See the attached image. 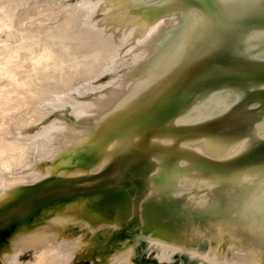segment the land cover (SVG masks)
I'll return each mask as SVG.
<instances>
[{
	"label": "rangeland",
	"instance_id": "rangeland-1",
	"mask_svg": "<svg viewBox=\"0 0 264 264\" xmlns=\"http://www.w3.org/2000/svg\"><path fill=\"white\" fill-rule=\"evenodd\" d=\"M57 1L4 2L12 21L0 28V49L4 45L8 48L5 51H11L29 42L39 30H63L68 17L75 15L65 8L88 0ZM115 1L91 0L88 4L99 5L95 7L93 3L86 8L88 12H79L76 19L72 18V28L89 29L86 43L81 47L77 41L72 44L77 51L65 45L67 42L64 44L76 61L70 58L72 55L61 63L55 57L54 63L40 71L30 62L44 52L39 46L35 55L22 53L20 62L18 59L9 65L11 70L21 71L7 75L14 83L4 89L25 86L26 96L31 91L36 99L21 110H8L5 116L8 124L0 136V175L8 182L22 179L0 186V216L29 193L95 164L111 125L156 70L183 13L169 0H129L127 9L116 8ZM153 8L160 14L142 16ZM86 18L89 23H83ZM103 27L116 32V37L106 40L102 30L97 31ZM97 49L100 52L96 63L91 65V55ZM6 81L0 74V87ZM119 86L122 91L116 96ZM225 92L227 101L222 104H202L207 99L201 93L203 99L188 108L190 114L180 115L183 109L162 133L163 144L172 145L173 137L168 135L177 127L226 114L240 95L231 90L219 93ZM106 99L112 101L103 106ZM20 113L23 125H16L14 114ZM255 128L264 140V115L256 121ZM175 134L182 135L181 131ZM182 143V148L218 161L230 160L246 147L245 141L228 145L206 138ZM176 165L171 175L180 177L177 184L168 186V191L151 189L124 206L90 198L18 230L0 232V264H36L43 250L53 251L43 258L44 264H53L55 256L63 255L68 259L61 264H127V258L128 264H217L216 256L218 264H264V206L257 204L262 197L264 203V169L244 174L232 188L229 185L220 189L226 186L219 185L223 179L207 169L183 170L191 165L190 159L181 157ZM248 195L254 196L248 200L254 202L256 216L241 218L226 201L228 197L237 200ZM32 239H37L36 246L43 243L44 248L36 251L35 246H17L20 241L25 245ZM154 241L166 243V247L173 245L177 250L169 252L170 258L169 254L165 257Z\"/></svg>",
	"mask_w": 264,
	"mask_h": 264
},
{
	"label": "water",
	"instance_id": "water-1",
	"mask_svg": "<svg viewBox=\"0 0 264 264\" xmlns=\"http://www.w3.org/2000/svg\"><path fill=\"white\" fill-rule=\"evenodd\" d=\"M170 1L183 12L180 20L156 70L111 125L95 164L26 195L0 216V232L90 198L124 206L168 180L167 165L177 169L181 157L191 160L183 170L221 177L220 189L264 169V140L255 128L264 115V0ZM223 90L244 92L226 114L177 127L168 135L172 145L163 144L162 133L183 109L184 116L201 93ZM202 138L246 147L224 161L181 147Z\"/></svg>",
	"mask_w": 264,
	"mask_h": 264
},
{
	"label": "bare ground",
	"instance_id": "bare-ground-1",
	"mask_svg": "<svg viewBox=\"0 0 264 264\" xmlns=\"http://www.w3.org/2000/svg\"><path fill=\"white\" fill-rule=\"evenodd\" d=\"M10 1V0H9ZM9 1L7 0V1H5V0H0V11H1V13H0V15H2V18H1V20H0V28L1 27H4V26H9V24H10V22L12 21L11 19H9L7 16H10V11H8L5 7V5L6 4H3L4 2H8L9 3ZM18 1H20V2H24V0H18ZM39 2H40V0H38ZM52 1V0H51ZM57 1V0H56ZM58 1H60V0H58ZM57 1V2H58ZM90 1L91 0H88V1H85V2H83L82 1V3H80V4H77V5H74V6H68V7H66L65 8V10H67L68 12H71V13H74L75 15L74 16H69L68 18V23H66L67 24V26H65V28L63 29V30H59L58 29V32H56L57 30H55V32L52 30V29H47V30H39L38 32H37V34H36V36L35 37H32V38H30V41L29 42H26V43H21V44H18L17 46H15L14 47V49L13 50H9V51H5V50H7L8 48L6 47V46H4V45H2V49H4V50H2V49H0V74H1V76L2 77H4V78H7L8 79V81H6V83L7 84H5L4 83V85H2L1 87H0V136H1V133L5 130V128L7 127V124H8V122L7 121H4L5 120V116L8 114V110H10L11 111V109L13 110H16V108H18V109H20V108H23V106H25V105H28V104H30L34 99H36V95H35V93H32L31 91L29 92V95L28 96H26V94H25V92H26V87L25 86H19V87H17V88H7V89H4V88H6L7 86H9V85H12L14 82L11 80V79H9L10 77H8L7 75L8 74H12V73H17V74H19L20 73V71L18 72V71H13V70H11L10 68H8L9 67V65L10 64H14L19 58H21L22 56H23V54L22 53H25V54H27V53H29L28 55H30V54H32L31 56H33V55H35L34 54V52L35 51H37V49H36V47H39V46H42V50H44V52L39 56H35V58H33V60L31 59V56H29V58L31 59V65H34L35 67H40L41 68V70L40 71H44V70H46L45 68H47L48 67V65L50 66V64L51 63H54V61L52 60V59H54L55 57L56 58H58L59 60H58V62L59 63H61V61L63 62V59H66V57L69 55V57H70V55H72L70 58H72V60H74L75 58H74V55L73 54H71V52H72V50H74V51H77V47H76V45H72L75 41H77V42H79V47H81L84 43H86V41H88L87 40V37H89V35H88V30L89 29H85V30H82V24L83 23H89V20L86 18L85 19V21L80 25V26H78V27H80L81 29H78L79 31H77L76 29H74L75 28V26H74V28H72V26H70L72 23H74L73 22V19L72 18H77V16L79 15V14H81V13H79V12H82L83 11V13H85L87 10H86V8L89 6V5H91V4H93V3H91V4H88V3H90ZM137 1V0H136ZM135 1V2H136ZM64 2V1H63ZM111 2H113V1H111ZM127 2H129L130 3V1L129 0H125V1H123V0H116L115 1V3H116V8H128L129 6H127L126 4H127ZM152 2H155V0H151V3ZM169 2L171 3V5L173 6L174 4L169 0ZM35 3V2H34ZM36 3H38V2H36ZM113 5H114V2L112 3ZM93 5H95V7L96 6H98L99 4H96V3H94ZM122 6V7H121ZM170 6V5H169ZM80 8H82L81 10H80ZM63 11H64V8H63ZM65 12V11H64ZM88 12V11H87ZM158 12H159V10L157 11L156 9H150V11H146V12H143V15L142 16H148V15H150V16H152V17H155L156 15H158ZM79 13V14H78ZM159 14H160V12H159ZM65 16H67V15H65ZM85 16H86V14H85ZM172 16L175 18V15L174 14H172ZM3 17H5V19H3ZM173 18V19H174ZM83 19V18H82ZM78 20V19H77ZM88 20V21H87ZM83 21V20H82ZM67 22V21H66ZM75 22H76V20H75ZM81 22V21H80ZM79 22V20H78V24L80 23ZM161 22V21H160ZM63 24V23H62ZM65 24V23H64ZM75 24V23H74ZM146 26V25H145ZM58 27H60V26H58ZM58 27H56V28H58ZM56 28H54V29H56ZM105 28L106 27H103V28H101L100 30L98 29L97 31L98 32H100L101 30V32H103L102 33V36H104V37H106V40H110V39H113L114 37H116V35H117V33L116 32H113L112 30H110V29H107V30H105ZM7 29V28H6ZM84 31V32H83ZM106 31V32H105ZM100 32V33H101ZM106 34V35H105ZM120 34H122V32H120L118 35H120ZM91 35H93V37L95 36L94 34H91ZM93 37H91V38H93ZM119 37V36H118ZM67 42V44H65ZM94 42V39H92V43ZM100 42H102L101 40L99 41V43ZM98 43V42H97ZM97 43H95V44H97ZM67 45V46H72L73 48H72V50H71V52L70 51H67L66 52V50L67 49H65V48H67V46L65 47V45ZM101 44V43H100ZM70 46V47H71ZM103 48V47H102ZM40 49H41V47H40ZM71 49V48H70ZM103 50V49H102ZM51 51H54V52H51ZM74 51H73V53H74ZM99 52H100V49H97V50H94V52H93V54L91 55L92 56V62H91V65H95V63H96V58L98 57V55H99ZM66 53V54H65ZM38 54V53H37ZM103 56V55H102ZM68 58V57H67ZM70 58H68V59H70ZM74 58V59H73ZM100 58V57H99ZM26 59V58H25ZM24 59V60H25ZM21 61V59H19L18 60V62H20ZM75 61H76V59H75ZM18 62L15 64V65H17L18 64ZM39 65V66H38ZM82 65V64H81ZM23 69V68H22ZM43 73H41V74H39V75H42ZM4 82V81H3ZM9 83V84H8ZM47 88V87H46ZM126 88V87H125ZM124 88V89H125ZM121 91H122V89H121V86H119L117 89H116V91H115V94H117L116 96H118L120 93H121ZM243 92L244 91H240V92H238V93H240L241 95L243 94ZM205 93V92H204ZM41 94V93H40ZM205 96H206V99H207V101L206 102H204V103H202V104H206V103H210V102H212V101H219L218 103H221L222 104V102H225L226 103V101H227V96H228V92H225V93H219V92H215V93H212V94H204ZM39 97V96H38ZM226 100V101H225ZM35 101V100H34ZM110 101H112V100H110V99H106V100H104L103 101V106L104 105H106L108 102H110ZM224 103V104H225ZM21 105V106H20ZM91 105H93V104H91ZM95 105V104H94ZM99 105V104H98ZM89 107V106H88ZM87 107V108H88ZM92 107V106H91ZM82 108H84L83 110L85 111V109H86V107L84 106V107H82ZM212 108H215V107H212ZM212 108H209V109H212ZM79 109H81V107L79 108ZM78 109V110H79ZM216 109V108H215ZM21 110V109H20ZM19 110V111H20ZM80 111H82V109L80 110ZM190 111H191V109H190ZM190 111H188V113H186V114H184V115H188V114H190ZM196 111V110H195ZM16 112V111H15ZM39 113V112H38ZM77 113H78V111H77ZM196 113H200V114H202L203 112H201V111H199V110H197L196 111ZM36 114V113H35ZM14 116H15V120H14V123L16 124V125H18V124H22L23 125V123H22V118H23V115H21V113L19 114V115H15L14 114ZM205 118V117H204ZM2 151H0V155L3 153V149H1ZM167 167H168V172L170 173L169 174V179L168 180H166L165 182H163L162 184H159L158 186H156V187H154L153 189L154 190H156L157 189V191L158 192H161L162 193V190H167L168 189V186L169 185H173V184H177V180L179 179V177L180 176H176V175H178V174H176V175H171V173H174V171H173V169H170L171 168V166L170 165H167ZM11 172V171H10ZM2 173V172H1ZM0 173V174H1ZM3 174V173H2ZM27 177H30V176H27ZM26 178V177H25ZM14 179V178H13ZM22 178H19V179H17V181L16 180H9V182L6 180V179H4L3 178V176L2 175H0V186L1 185H9V184H12L13 182H18V181H20ZM173 180V181H172ZM8 182V183H7ZM12 182V183H11ZM255 184V183H254ZM262 184H263V182H262ZM4 187V186H3ZM1 188V187H0ZM262 188V187H261ZM2 190V189H1ZM263 190H264V187H263ZM4 191V190H3ZM156 191V192H157ZM164 191V192H165ZM168 191V190H167ZM262 191V190H261ZM3 193V192H2ZM261 193V192H260ZM170 194V193H169ZM2 195V194H1ZM256 195H258V193L256 194ZM263 195V194H262ZM244 196V195H243ZM254 196H246V197H244V198H242V199H237V200H234V199H231L230 197H228V200L226 201V204H227V206L228 207H230V208H232V209H234L235 211H239V214H240V216H241V218H247V215L249 216V217H251L252 215L253 216H256V206H255V204H254V202H252V201H249L248 199H251V198H253ZM248 200V201H247ZM257 204L258 205H260V206H264V203H263V197H262V199H260V200H258V202H257ZM251 219V218H250ZM254 218L252 217V220H253ZM252 220H251V222H252ZM255 220V219H254ZM70 221V220H69ZM250 221V220H249ZM65 223V220H62V222H61V224H64ZM71 224H73V223H71ZM112 225H113V223H112ZM112 227V226H111ZM37 240V239H36ZM36 240H34V239H32V240H30V241H28L25 245L23 244V242L22 241H18L19 243H18V245L17 246H19V247H26V248H34V246H35V248H34V250H36V251H38V249L39 248H41V247H43L44 248V246H42V244L43 243H41V244H39V245H37L36 246ZM26 241V240H25ZM81 242V240H79V242L77 243V244H81L80 243ZM155 243H157L158 244V246H160L161 248H162V252H164V256L166 257H168V255L167 254H169V252H174V251H176L177 250V248L175 247V246H173V245H171V246H169V247H166V243H162V242H157V241H154ZM221 242V241H220ZM27 244H30V245H27ZM65 244H68V245H70L71 243H65ZM41 245V246H40ZM33 246V247H32ZM39 246V247H38ZM205 246V245H204ZM38 247V248H37ZM55 247H57V246H55ZM54 247V248H55ZM78 248V247H77ZM160 251V250H159ZM50 252H53V251H47V250H43V252L40 254V256H37L36 257V259H37V262H36V264H44L43 263V258H45ZM172 253H170V254H172ZM176 253V252H175ZM158 254V253H157ZM170 254H169V258H170ZM210 254V253H209ZM216 254V253H215ZM162 255V254H161ZM195 255V254H194ZM196 255H198V254H196ZM204 255V254H203ZM206 255V254H205ZM208 255V254H207ZM206 255V256H207ZM55 256V255H54ZM158 256V255H157ZM172 256V255H171ZM208 256H210V255H208ZM6 257H8V256H6ZM5 257V258H6ZM165 257H162L161 258V260L162 259H164ZM215 257V256H214ZM119 258V257H118ZM210 258H213L212 256H210ZM209 258V259H210ZM12 259V258H11ZM10 259V260H11ZM14 260H15V258H13ZM54 260L52 261V263L53 264H61V262H64V261H66L67 259H68V257H66V256H64L63 255V257H56L55 256V258H53ZM115 258H113V260H114ZM165 259H167V258H165ZM200 259V258H199ZM208 259V258H207ZM7 261V263L9 262V259L7 258L6 259ZM115 260H118L117 258L115 259ZM114 260V261H115ZM120 260V259H119ZM118 260V261H119ZM168 260V259H167ZM167 260H165V261H167ZM126 262H127V264L129 263V260H128V258L125 260ZM169 261V260H168ZM209 261V260H208ZM216 261H218L219 262V260H217V256H216ZM221 261V260H220ZM226 261V260H225ZM15 262H16V260H15ZM18 262V261H17ZM210 262H215V260L214 261H210ZM218 262H216L217 264H218ZM10 263V262H9ZM113 263V262H112ZM117 263H119V262H117ZM161 263V262H160ZM12 264H18V263H12ZM22 264V263H21ZM24 264V263H23ZM32 264H35V263H32ZM120 264V263H119ZM221 264H223V263H221ZM227 264V263H226Z\"/></svg>",
	"mask_w": 264,
	"mask_h": 264
}]
</instances>
